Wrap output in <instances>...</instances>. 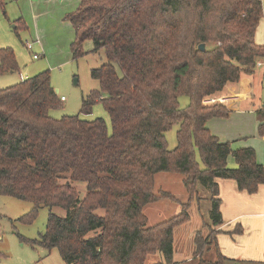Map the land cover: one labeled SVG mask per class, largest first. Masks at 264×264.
I'll list each match as a JSON object with an SVG mask.
<instances>
[{"label":"trees","instance_id":"1","mask_svg":"<svg viewBox=\"0 0 264 264\" xmlns=\"http://www.w3.org/2000/svg\"><path fill=\"white\" fill-rule=\"evenodd\" d=\"M262 13L261 0H80L65 15L74 30L72 58L85 55L88 39L106 60L90 70L99 86L82 99L80 113L49 115L62 100L48 71L0 89V194L33 204L18 218L25 223L40 206L49 208L44 232L31 243L57 248L67 264H147L156 253L161 260L152 264H178L174 228L188 220L189 202L202 198L200 187L211 200L209 233L195 236L190 264H222L214 229L222 223L217 179L253 194L264 184V165L252 147L232 148L210 132L207 121L229 109L204 100L252 75L264 59V45L255 41ZM15 21L25 27L22 18ZM15 67L12 49L0 48V73ZM181 94L189 98L184 108ZM96 102L110 130L102 118H86ZM254 112L264 137V105ZM173 125L176 146L168 149L164 132ZM158 172L181 174L188 201L181 213L148 226L145 204L177 200L154 192ZM72 182L85 184L82 198Z\"/></svg>","mask_w":264,"mask_h":264},{"label":"rangeland","instance_id":"2","mask_svg":"<svg viewBox=\"0 0 264 264\" xmlns=\"http://www.w3.org/2000/svg\"><path fill=\"white\" fill-rule=\"evenodd\" d=\"M261 2L263 15L255 32V41L264 45V0ZM3 3L4 7L0 8V48L12 49L16 67L0 73V89L12 86L40 72L48 71L51 86L56 90L58 97L65 98L58 107L49 110V115L53 118H60L64 115L79 114L82 99L90 90L99 86L98 81L91 77L90 70L106 61L103 49L92 52L93 43L87 39L82 43L85 55L73 59L70 43L74 39V30L69 24L57 26L54 32L45 36L43 40L45 48L41 49V41H36L29 29L19 28L17 22L14 21L21 15L20 3L16 0H3ZM27 45L31 47L28 48ZM207 46L211 47L212 44ZM33 54H37L38 57L34 58ZM263 60L262 58L261 61ZM243 78H247L248 86H250L249 93L253 97L247 93L240 100L239 81L230 83L233 96L237 100L235 110L229 111L226 117L218 118L211 126L216 132L221 131L223 135L220 140L229 141L233 148L237 147L234 146L235 144L238 147L245 144L254 147L256 160L263 165L264 138L252 135V132V134L245 132L246 123L249 122L246 119L247 115L254 116L253 110L257 106L264 105L263 67L257 66L252 75H242L240 79L243 80ZM178 103L181 108H184L189 103V98L181 94L178 96ZM86 118L89 120L102 118L109 130L111 128L109 115L101 102L93 105L91 114ZM242 122H245L244 129H242ZM177 127L173 125L164 132L168 149L176 146ZM242 133L247 134L243 136ZM196 154V160L201 165L198 153ZM230 166L234 167L235 163ZM182 177L181 174L173 172H158L154 175V192H170L177 200L162 198L145 204L143 213L147 217L146 225L151 226L162 222L184 210L183 205L188 201V194L183 186ZM72 184L78 190V197L82 198L86 191L85 184L81 182H72ZM199 200L195 198L189 202L186 209L188 220L174 228L173 251L174 259L178 264L192 263H189V260L191 261L197 248L195 236L199 232L203 236L209 233L206 225L210 223L205 221L206 215L196 204ZM32 208L33 204L29 201L0 194V264H67L57 248L47 249L31 243V240L38 239L44 232L49 213L48 207L40 206L31 222L25 223L18 220ZM51 210L59 216L66 215V211L61 207H54ZM207 218H209V212ZM160 260L158 253L151 254L147 257L146 263L152 264Z\"/></svg>","mask_w":264,"mask_h":264},{"label":"crops","instance_id":"3","mask_svg":"<svg viewBox=\"0 0 264 264\" xmlns=\"http://www.w3.org/2000/svg\"><path fill=\"white\" fill-rule=\"evenodd\" d=\"M16 1L20 3L21 9V15L18 18L23 19L24 28L29 29V31L34 34L36 41H41L42 49L45 48V43L43 41L44 37L54 32L57 26H61L62 24H69L71 26L70 22L65 18V15L74 11L80 0ZM246 79L247 78H243V80L240 79L238 82L240 84L238 86L239 94H237L240 100H242L245 94L249 93L250 86H248V81ZM230 85L232 84H227L224 92L215 97H228L223 104L232 112L235 110L234 108L236 107L237 100L235 96H233V88ZM249 95L250 97L252 96L250 93ZM254 110V116L247 115L246 117L249 122L246 123L247 129L245 128V132H248V134L253 133L252 135L258 136L257 126L259 120ZM218 118L221 117L209 119L206 125L210 132L220 139L223 133H221V131L216 132L211 126ZM244 125L245 122H242V129H244ZM245 134L243 136H245ZM234 146L240 148L236 144ZM240 146L252 147L249 145L246 146V144ZM252 148L254 149V147ZM233 163V158H229V165ZM217 184L219 197L221 199L220 210L222 213V223L214 229L217 232L216 241L219 250L226 258L222 264H264V184H260L257 191L253 194L238 190L233 180L217 179ZM198 191L202 194V198L196 201V204L199 205L200 209H202L203 213L206 215L205 221L210 223L209 218H207L211 207L209 193L200 187ZM239 227L240 232H236L235 230ZM190 262L189 260V263Z\"/></svg>","mask_w":264,"mask_h":264},{"label":"built area","instance_id":"4","mask_svg":"<svg viewBox=\"0 0 264 264\" xmlns=\"http://www.w3.org/2000/svg\"><path fill=\"white\" fill-rule=\"evenodd\" d=\"M28 46V48H30L31 46L30 45H27ZM33 57L34 58H37L38 57V55L37 54H33ZM256 65L257 66H262V65H264V60L263 61H261V59H259V60H257L256 61ZM60 99L61 100H64L65 98L63 97V96H61L60 97ZM228 99V97H208V98H206L205 100H204V102L205 103H214V102H220V103H224L226 100Z\"/></svg>","mask_w":264,"mask_h":264},{"label":"water","instance_id":"5","mask_svg":"<svg viewBox=\"0 0 264 264\" xmlns=\"http://www.w3.org/2000/svg\"><path fill=\"white\" fill-rule=\"evenodd\" d=\"M198 48H199L200 50H205V44H204V43H200V44L198 45Z\"/></svg>","mask_w":264,"mask_h":264}]
</instances>
